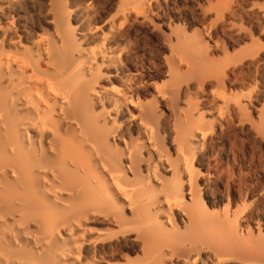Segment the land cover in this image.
Wrapping results in <instances>:
<instances>
[{"label": "bare ground", "instance_id": "obj_1", "mask_svg": "<svg viewBox=\"0 0 264 264\" xmlns=\"http://www.w3.org/2000/svg\"><path fill=\"white\" fill-rule=\"evenodd\" d=\"M0 264H264V0H0Z\"/></svg>", "mask_w": 264, "mask_h": 264}]
</instances>
